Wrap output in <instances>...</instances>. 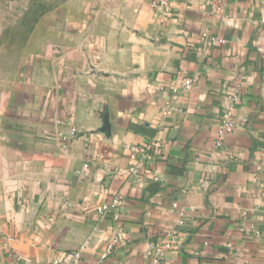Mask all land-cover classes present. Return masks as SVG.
Instances as JSON below:
<instances>
[{"label":"crops","instance_id":"0c3cea01","mask_svg":"<svg viewBox=\"0 0 264 264\" xmlns=\"http://www.w3.org/2000/svg\"><path fill=\"white\" fill-rule=\"evenodd\" d=\"M159 1L0 0V264H264V0Z\"/></svg>","mask_w":264,"mask_h":264},{"label":"built area","instance_id":"2783aa9c","mask_svg":"<svg viewBox=\"0 0 264 264\" xmlns=\"http://www.w3.org/2000/svg\"><path fill=\"white\" fill-rule=\"evenodd\" d=\"M165 0H160L159 4H165ZM219 43H222L223 40H219ZM194 79L193 78H185L183 81V88L188 89L190 86L193 84ZM233 125L230 122H227L224 125L223 130H220L219 134L220 136L224 133H229L232 131ZM158 142H153L150 145H146V148H149L150 146H158ZM85 167L87 164L84 165ZM130 176L134 177L136 180H140V170L137 168L132 169L130 171ZM120 203V199L117 196H114L109 202H103L101 203L97 208L96 211L100 214H103L106 212V210L110 207H115ZM176 235L174 231L169 230L165 232V237L164 239L160 241H155V242H150L148 246V255L150 257V264H164V255L165 252L168 250H171L174 248V243H175ZM114 242H116L114 240ZM113 249V245L109 244L108 247L106 248V253L109 254ZM103 255V257L105 256Z\"/></svg>","mask_w":264,"mask_h":264},{"label":"rangeland","instance_id":"374dc122","mask_svg":"<svg viewBox=\"0 0 264 264\" xmlns=\"http://www.w3.org/2000/svg\"><path fill=\"white\" fill-rule=\"evenodd\" d=\"M2 2H8V0H2ZM35 2H36V3H39L40 0H34V3H35ZM0 13H1V14H3V13H6V14H7L8 11H1Z\"/></svg>","mask_w":264,"mask_h":264}]
</instances>
